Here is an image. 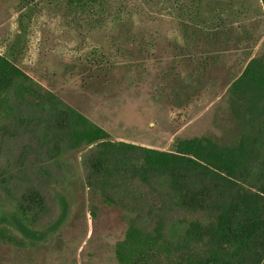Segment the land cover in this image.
<instances>
[{
    "label": "rangeland",
    "instance_id": "obj_1",
    "mask_svg": "<svg viewBox=\"0 0 264 264\" xmlns=\"http://www.w3.org/2000/svg\"><path fill=\"white\" fill-rule=\"evenodd\" d=\"M51 2L33 17L17 66L114 140L142 147L221 136L228 85L264 49L260 0H103L84 16ZM17 5L0 0V52L18 33ZM86 58L103 67L90 75L78 63ZM66 67L73 74L62 75ZM3 141L0 171L13 172L21 188L36 186L50 212L33 242L0 245V264H116L123 225L113 213L89 217L86 156L50 168L30 128Z\"/></svg>",
    "mask_w": 264,
    "mask_h": 264
},
{
    "label": "trees",
    "instance_id": "obj_2",
    "mask_svg": "<svg viewBox=\"0 0 264 264\" xmlns=\"http://www.w3.org/2000/svg\"><path fill=\"white\" fill-rule=\"evenodd\" d=\"M102 2L64 4L84 16ZM46 4L51 0H18V33L0 52V143L22 126L47 167H73L76 155L86 156L89 217L113 213L123 225L116 264H264V49L228 85L221 136L175 138L167 150L142 147L114 140L17 66L32 19ZM78 63L90 75L103 67L92 58ZM13 174L0 171V245L24 247L50 210L36 186H17ZM171 211L177 214L169 225Z\"/></svg>",
    "mask_w": 264,
    "mask_h": 264
}]
</instances>
